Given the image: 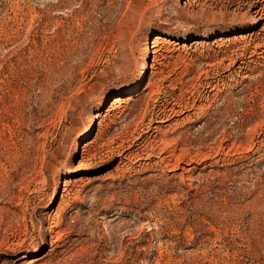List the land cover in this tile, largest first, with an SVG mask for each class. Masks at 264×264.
Masks as SVG:
<instances>
[{
  "label": "rangeland",
  "instance_id": "obj_1",
  "mask_svg": "<svg viewBox=\"0 0 264 264\" xmlns=\"http://www.w3.org/2000/svg\"><path fill=\"white\" fill-rule=\"evenodd\" d=\"M263 8L0 0V264H264Z\"/></svg>",
  "mask_w": 264,
  "mask_h": 264
},
{
  "label": "bare ground",
  "instance_id": "obj_2",
  "mask_svg": "<svg viewBox=\"0 0 264 264\" xmlns=\"http://www.w3.org/2000/svg\"><path fill=\"white\" fill-rule=\"evenodd\" d=\"M258 12H259V13H262V12L264 13V8H263V10H260V11H258ZM258 12H257V13H258ZM159 40H160V38H159V37H156V41H153V43H152L153 46H151L150 49H152V50L156 49V47L158 46L157 42H158ZM166 42H167V41H166ZM150 44H151V43H150ZM147 51L149 52L148 48H147ZM147 51H146V52H147ZM154 54H156V52H155ZM143 60H144V59H143ZM143 71H144V70H143ZM116 103H119V100H116L115 104H116ZM21 244H22V243H21Z\"/></svg>",
  "mask_w": 264,
  "mask_h": 264
}]
</instances>
